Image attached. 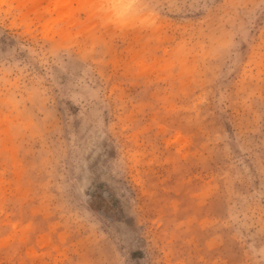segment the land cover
Wrapping results in <instances>:
<instances>
[{"label":"rangeland","instance_id":"obj_1","mask_svg":"<svg viewBox=\"0 0 264 264\" xmlns=\"http://www.w3.org/2000/svg\"><path fill=\"white\" fill-rule=\"evenodd\" d=\"M0 264H264V0H0Z\"/></svg>","mask_w":264,"mask_h":264}]
</instances>
